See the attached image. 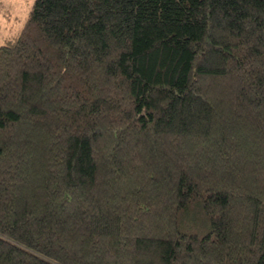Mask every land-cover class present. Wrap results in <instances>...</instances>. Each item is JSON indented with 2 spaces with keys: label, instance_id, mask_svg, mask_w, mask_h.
<instances>
[{
  "label": "trees",
  "instance_id": "obj_1",
  "mask_svg": "<svg viewBox=\"0 0 264 264\" xmlns=\"http://www.w3.org/2000/svg\"><path fill=\"white\" fill-rule=\"evenodd\" d=\"M0 264H264V0H35L0 47Z\"/></svg>",
  "mask_w": 264,
  "mask_h": 264
},
{
  "label": "rangeland",
  "instance_id": "obj_2",
  "mask_svg": "<svg viewBox=\"0 0 264 264\" xmlns=\"http://www.w3.org/2000/svg\"><path fill=\"white\" fill-rule=\"evenodd\" d=\"M35 0H0V47L24 29Z\"/></svg>",
  "mask_w": 264,
  "mask_h": 264
}]
</instances>
